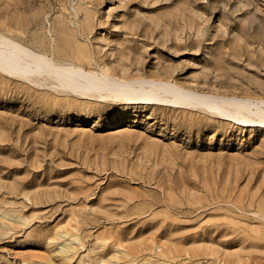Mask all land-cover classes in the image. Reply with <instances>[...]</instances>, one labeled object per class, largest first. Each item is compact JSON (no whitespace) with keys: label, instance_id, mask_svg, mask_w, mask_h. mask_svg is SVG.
Instances as JSON below:
<instances>
[{"label":"rangeland","instance_id":"1","mask_svg":"<svg viewBox=\"0 0 264 264\" xmlns=\"http://www.w3.org/2000/svg\"><path fill=\"white\" fill-rule=\"evenodd\" d=\"M3 45L49 64L0 61V264H264V0H0Z\"/></svg>","mask_w":264,"mask_h":264},{"label":"bare ground","instance_id":"2","mask_svg":"<svg viewBox=\"0 0 264 264\" xmlns=\"http://www.w3.org/2000/svg\"><path fill=\"white\" fill-rule=\"evenodd\" d=\"M8 41H6V44H8L7 43ZM13 46H15L13 43H11ZM4 45L2 46V48H1V46H0V61L1 62H6V64H8L9 66H11V67H13V68H16V67H18V66H20V65H23V66H26V65H31V62H33V63H35V64H39V65H41V69L43 70V69H45V68H47L48 67V65L47 64H49V63H47V61H46V56L45 55H39L40 57H37L38 59H35V58H31V61H30V59H27V60H24V61H21V55L24 53V55H28L29 53H28V51L29 50H27V49H20V48H18V47H16V48H14L13 47V49L11 50L10 49V51L9 52H11V55L10 56H8V55H6L5 53L7 52V51H5L7 48L6 47H4ZM69 66V65H68ZM50 67H51V65H50ZM10 72H14V71H10ZM76 73V71L74 70V69H68V71H67V74L65 75L66 77H64L65 79L66 78H68V79H66V80H70V81H68V82H78L80 79V77L78 76V75H76L75 74ZM106 76H110V74L108 73V72H106ZM139 80L141 79V78H138ZM137 79V80H138ZM132 80V79H131ZM136 80V81H137ZM156 81V80H155ZM154 80H153V78H152V83H157V81L155 82ZM87 83H89V84H97L99 81H98V79H96L95 77L94 78H91V79H89V80H87L86 81ZM124 82V81H123ZM131 83H128V81H127V83H123V85H129L128 87H127V89H130V85ZM151 86H154L153 84L151 85ZM150 86V87H151ZM155 86H157V85H155ZM74 89V88H73ZM77 89V88H76ZM144 89V87H142V89H140V90H143ZM147 89V88H146ZM155 89H156V87H155ZM155 89H154V92L151 94H149L147 97H145L146 99H148V100H151V102H153L156 98L154 97V93H155ZM75 90V89H74ZM145 90V89H144ZM159 90V89H158ZM168 90H170V89H168ZM168 90H165V91H168ZM76 91V90H75ZM78 91V90H77ZM126 91H128V90H121V91H115L114 92V94H113V98H114V96L115 97H120V96H123V95H125L124 94V92H126ZM169 92V91H168ZM173 92V91H172ZM86 93H89V92H87V91H85V92H83V94H86ZM170 93V95H172L171 94V92H169ZM110 94V93H109ZM99 95V94H98ZM170 95H169V97H170ZM102 96V95H101ZM103 97H107L106 95L105 96H103ZM125 97V96H124ZM160 97H162V96H160ZM158 98L157 97V100H160L159 102H161V101H164V103H162L161 102V104H165V105H170L169 103H167V102H170V103H174L173 105H177V106H182V105H184V104H191V102L189 101V99L188 98H179V99H177V98H169L168 96H164V97H162V98ZM168 97V98H167ZM139 97L138 96H136V94H129V95H126V97H125V99H128V100H133V99H138ZM248 101H247V104H249V103H251V102H253V101H255V100H259V101H264L263 100V98H255V100L254 99H252V98H246ZM219 102V101H218ZM247 104H244V103H242V104H240V105H237L236 106V111H233V112H231L226 106H222V105H218V106H216L217 107V109H218V111H219V113L220 114H222V116H224L223 114H225V115H229V116H231V117H234L235 119H239L238 117H237V114L236 113H238L239 111L238 110H242V109H247L248 110V105ZM193 105V104H192ZM211 107V106H210ZM213 107V106H212ZM259 108V107H258ZM259 110L260 111H263L264 112V110H262V109H260L259 108ZM243 117H244V115H243ZM239 120H242V118H240ZM261 121H264L263 120V118H262V120Z\"/></svg>","mask_w":264,"mask_h":264}]
</instances>
